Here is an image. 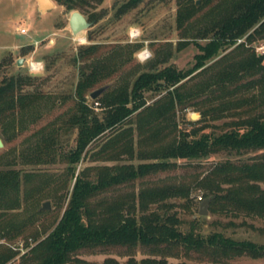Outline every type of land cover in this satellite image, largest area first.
<instances>
[{"label": "trees", "instance_id": "trees-1", "mask_svg": "<svg viewBox=\"0 0 264 264\" xmlns=\"http://www.w3.org/2000/svg\"><path fill=\"white\" fill-rule=\"evenodd\" d=\"M52 1L66 11L78 10L92 23L100 17L93 9L104 0ZM139 1L128 0L118 11L134 7ZM200 1L197 5L194 1L178 0L177 28H190L200 6L214 0ZM205 18L207 24L197 31V38L206 39V42L200 44L196 37L192 39L199 48L192 67L178 69L167 65L157 68L167 60V54L156 59L150 70L142 71L132 82L123 79L115 86L105 84L108 88L93 99L99 102L102 117L89 109L86 95L98 85L104 86L102 81L113 73V68L103 62L105 57L95 55L99 49L97 44L79 47L73 57V62L79 65L73 90L77 113L68 120L77 132L76 143L65 156L67 170L73 179L72 189L53 228L45 230L47 233L40 240L34 237L32 246L25 244L29 249L20 256L21 264H67L73 262L79 251L113 245L128 251L139 248L160 256L159 259H141V264H166V256L180 255H194L195 259L210 263H226L240 257L264 259V244L226 235L216 227L227 225L215 219L209 224L213 228L209 234L201 232L204 221L199 219L182 230L174 207L185 206V203L175 204L168 199L180 197L188 201L189 186L179 181L162 180L160 185L144 184L149 174L176 170L178 160H194L220 151L256 152L245 162L217 163L195 185L205 191L203 196L209 199L207 210L212 216L264 219V186H261L264 183V112H257L260 103L254 94L236 98L245 89L264 86V53L257 54L245 47L258 40L264 41V0L218 1L209 7ZM187 44L188 41L177 43L179 49ZM242 50L245 55L241 54ZM231 53L239 57L221 64ZM33 81L31 76L20 73L0 80V122L33 105L37 95L23 91L24 86L32 85ZM145 92H153L158 98L149 103ZM202 100L209 106L199 109L200 118L186 122L192 125L189 130L181 128L176 112L189 106L198 109ZM213 102L216 104L212 105ZM243 104L246 106L242 109ZM243 110L247 114L242 116ZM229 115L237 118L224 122L219 134L205 132L210 120ZM109 131L112 134L90 155L92 159L107 157L113 149L118 151L117 157L128 153L129 158L138 157L140 161L85 166L75 174L85 148ZM140 144L152 148L136 150L134 145ZM136 183L140 184L137 191L113 194L115 190ZM20 186V171L0 170V239L7 242L38 220L37 216L10 218L9 213L21 207ZM38 213L44 212L38 210ZM257 230L264 235V226ZM16 253L0 244V264L8 262Z\"/></svg>", "mask_w": 264, "mask_h": 264}, {"label": "rangeland", "instance_id": "rangeland-1", "mask_svg": "<svg viewBox=\"0 0 264 264\" xmlns=\"http://www.w3.org/2000/svg\"><path fill=\"white\" fill-rule=\"evenodd\" d=\"M127 1L104 0L93 9L96 14H99V19L92 22L88 29L72 35L68 28L69 14L72 11H66L61 5L55 3L53 9L40 13L37 10L36 0H0V80L17 73L22 76H31L34 79L33 84L24 86L23 91L37 95L33 105L26 107L13 118L0 122V137L3 142L0 148V170L20 171L21 207L12 210L9 213L10 218H27L28 216L38 218L11 242L0 239V244L17 251L5 264H21V251L18 247L23 245L26 247L25 244L30 247L34 244V237L39 238L38 240L45 237L47 233L45 230L53 228L62 214L67 203V196L72 189L73 179L70 171L67 170L68 163L65 156L73 150L76 143L77 132L70 127L68 120L75 112L77 113L73 90L78 79L79 65L73 62V57L79 47L97 44L99 49L95 55L105 57L103 62L113 68V73L102 81L103 85L115 86L123 79L132 82L142 71L150 70L156 59L166 57L167 54V60L159 63L157 68L172 65L178 69H189L194 63V55L199 52L198 46L193 44L192 39L196 37V41L200 44L206 42V39L197 38V31L207 24L205 15L209 7L223 0H214L200 6L197 17L190 23V28L186 26L182 29L176 26L178 0H141L134 7L123 12L118 11ZM190 1L196 2L197 5L201 3L200 0ZM23 28L25 32L22 34L20 29ZM131 32L137 36L131 38ZM178 41H188V44L179 49ZM145 46L151 49L154 58L141 64L137 61L136 54ZM245 47L252 48L257 54L264 53L263 40L246 44ZM224 53L209 60L208 64ZM241 54L245 55L246 52L242 50ZM228 56L221 64L239 57L236 53ZM19 58L24 60L20 66H17L16 60ZM29 63L37 64L38 70L32 69ZM98 87L99 85L96 88ZM252 94L260 103L256 107L257 112H264V86L245 89L238 93L236 98L240 95L249 97ZM144 96L149 103L158 98L153 92H145ZM95 102L86 95V104L89 109L102 117L103 111L99 108L100 104ZM215 104L216 102H213L212 105ZM197 106L198 109L195 106H189L184 111L176 112V119L181 128L189 130L192 125L186 122L200 118L199 109L207 108L209 105L202 100ZM245 106L243 104L242 109ZM193 114L197 115L193 116ZM245 114H247L246 110H243L242 116ZM134 116L135 114L131 117L134 118ZM236 118V115H229L227 118L210 120L205 132L219 134L223 130L224 122ZM126 126L127 124L124 128ZM111 134L110 131L106 132L99 138L100 140L94 141L85 148L76 164L75 174L85 166H110V164L129 161L135 164L140 161L138 157L129 158L128 153L121 154L118 158V151L113 149L107 157L92 159L90 155ZM134 139H137L136 134ZM134 147L136 150L152 148L144 144L134 145ZM255 154L256 152L252 151L242 154L220 151L194 160H178L176 170L149 174L144 184L151 186L160 185L161 180L163 182L179 181L190 187L188 201L180 197L168 199L175 204L185 203V206L174 207L181 219L182 230L189 228L193 220L199 219L204 221L200 228L201 232L209 234L213 230L209 224L215 219L223 226L227 225L224 228L216 227L224 231L226 235L238 240L249 239L258 244H264V235L257 230L264 226V219L223 214L212 216L208 210L207 215H200L199 206L206 199L203 196L205 191L195 185V182L217 163L228 160L245 162ZM261 186H264V183ZM139 187L140 184L136 183L134 186L123 187L119 191L115 190L113 194H128L137 191ZM199 196L203 197L202 200ZM45 201L49 202L50 208L42 211L43 214H39L38 210L41 211ZM230 222L233 225H228ZM147 257L159 259L160 256L139 248L128 251L126 248L113 245L103 249L79 251L74 256L73 262L67 264H141L140 260ZM194 257V255H180L166 256L165 259L166 264L180 262L264 264V259L250 257L235 258L226 263H210Z\"/></svg>", "mask_w": 264, "mask_h": 264}, {"label": "water", "instance_id": "water-1", "mask_svg": "<svg viewBox=\"0 0 264 264\" xmlns=\"http://www.w3.org/2000/svg\"><path fill=\"white\" fill-rule=\"evenodd\" d=\"M37 2V10L40 13H44L50 9H53L55 7V4L53 3L52 0H36ZM69 19H68V28L69 31H71L72 35H76L77 33L86 30L90 27L91 22H89L86 17L81 14L77 10H72V12L69 14ZM24 58H19L16 60V65L20 66L23 62ZM108 88L107 85L95 88L92 90V92L88 95L89 98L95 99L97 96H99L102 92H104ZM197 114H193V116H196ZM3 146L2 139L0 137V148ZM209 199L206 198L203 200L199 206V211L198 213L200 215H207V205H208ZM50 205L48 201H45L42 206L41 210L45 211V209H49Z\"/></svg>", "mask_w": 264, "mask_h": 264}, {"label": "clouds", "instance_id": "clouds-1", "mask_svg": "<svg viewBox=\"0 0 264 264\" xmlns=\"http://www.w3.org/2000/svg\"><path fill=\"white\" fill-rule=\"evenodd\" d=\"M152 58H154V53L147 46L140 49L136 54V59L141 64L148 62Z\"/></svg>", "mask_w": 264, "mask_h": 264}, {"label": "built area", "instance_id": "built-area-1", "mask_svg": "<svg viewBox=\"0 0 264 264\" xmlns=\"http://www.w3.org/2000/svg\"><path fill=\"white\" fill-rule=\"evenodd\" d=\"M25 32V29L23 28V29H20V33H24ZM137 35L134 33V32H131L130 33V37L131 38H134V37H136ZM30 64V66H31V68L32 69H35V70H38V66H37V64H35V63H29ZM34 64V65H33ZM96 104L98 103V102H95ZM199 199L200 200H202V197L201 196H199ZM24 248H25V250H24ZM18 249L21 251L20 252V255H23L24 253H26L27 252V250L29 249V247H25L24 245L23 246H20V247H18Z\"/></svg>", "mask_w": 264, "mask_h": 264}]
</instances>
